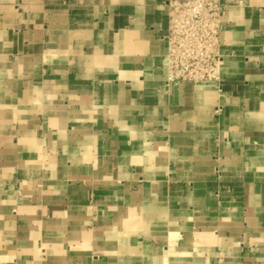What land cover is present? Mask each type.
Returning <instances> with one entry per match:
<instances>
[{"label":"crops","instance_id":"obj_1","mask_svg":"<svg viewBox=\"0 0 264 264\" xmlns=\"http://www.w3.org/2000/svg\"><path fill=\"white\" fill-rule=\"evenodd\" d=\"M166 2L0 0V264H264V0L220 87L166 84Z\"/></svg>","mask_w":264,"mask_h":264},{"label":"built area","instance_id":"obj_2","mask_svg":"<svg viewBox=\"0 0 264 264\" xmlns=\"http://www.w3.org/2000/svg\"><path fill=\"white\" fill-rule=\"evenodd\" d=\"M231 2L167 0V85L213 82L220 87L222 19Z\"/></svg>","mask_w":264,"mask_h":264}]
</instances>
